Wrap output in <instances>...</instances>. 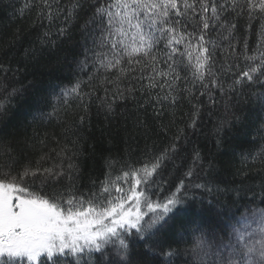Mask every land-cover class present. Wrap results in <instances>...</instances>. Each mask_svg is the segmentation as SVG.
Masks as SVG:
<instances>
[{"label":"snow or ice","instance_id":"6c2138e0","mask_svg":"<svg viewBox=\"0 0 264 264\" xmlns=\"http://www.w3.org/2000/svg\"><path fill=\"white\" fill-rule=\"evenodd\" d=\"M36 6L38 21L49 23L43 33L49 39H41V45L55 43L50 40L54 20L63 17L57 34L64 36L85 12L81 31L98 49L87 80L61 88L54 94L58 103L69 105L71 100L87 112L97 100L107 118L115 100L135 98L140 92L157 118L164 115L165 106L186 102L190 110L184 113L185 128L166 147L146 148L134 162L139 167L125 162L122 174H106L87 192L75 186L74 153L64 157L66 166L62 159L51 167L37 162L20 171L8 142L0 140V158H6L0 163V264H150L146 257L158 255L166 257L159 264H172L180 255L176 245L183 241L173 237L169 243L160 234L173 229L170 221L184 209L188 188L206 187L186 184V179L205 167L212 176L216 167L187 129H198L204 112L211 116L215 109L218 119L212 135L219 149L223 135L244 120L233 100L244 95L245 88L259 86L252 96L264 110V0H36ZM252 33L257 35L255 46L250 45ZM88 64L87 59L81 62V71ZM0 71L8 68L0 64ZM101 89L103 97L96 95ZM0 90H5L2 82ZM55 116V106L50 113H40L41 118ZM84 121L81 115L79 124ZM168 127L161 124V132L166 134ZM258 130H264V123ZM262 155L264 144L252 159ZM177 160L182 161L179 166ZM62 178L68 183L61 184ZM164 184L175 190L161 201L157 189ZM241 220L243 224L231 230L223 221L212 229L197 228L193 257L181 264H264V207L245 208Z\"/></svg>","mask_w":264,"mask_h":264},{"label":"trees","instance_id":"16d2710c","mask_svg":"<svg viewBox=\"0 0 264 264\" xmlns=\"http://www.w3.org/2000/svg\"><path fill=\"white\" fill-rule=\"evenodd\" d=\"M61 3L66 4L67 0H61ZM38 12L36 0H0V64L8 68L7 72L0 71V82L5 85V90H0L3 105L0 107V140L8 142L18 170L22 171L24 166L34 168L37 162L43 167H51L62 159L66 166L68 161L64 157L74 153L73 162L78 168L75 186L87 192L93 183L99 185L105 180L106 174L111 173L113 177L122 174L125 162L139 167L134 162L146 148L157 151L166 147L178 130L185 128L188 117L184 113L190 110L186 102L175 108L165 106L164 115L157 118L151 103H145L147 97L140 92L135 98L115 100L114 112L107 118L97 100L91 103L87 112L71 100L69 105L58 103L54 94L61 88L71 87L77 79L87 80L93 71V52L98 49L81 31L80 26L87 19L85 12L71 23L64 36L57 34L58 28L64 26L63 17L54 20L50 40L55 43L41 45V39H49L43 37V33L49 31V23L46 19L38 21ZM256 40L257 35L250 34V45L255 46ZM26 50L34 51L35 55H26ZM86 59L88 67L81 71L80 63ZM13 89H16L15 93L9 95ZM256 91L259 86H249L243 90L244 95L234 98L236 110L244 120L223 135L219 149L212 135L218 119L215 109L211 116L204 112L198 129H187L189 137L201 146L203 155L215 160L216 167L212 176L205 167L198 176L194 174L186 179V184L202 183L206 187L188 188L184 209L170 221L174 231L169 229L167 234H160V239L169 243L173 237L183 241L176 245L180 255L172 258V264L192 259V241L198 234L197 228L212 229L223 221L231 230L234 224L236 227L243 224L241 212L245 208L264 207V155L252 159L259 146L264 144V130H258L264 123V110L252 96ZM96 95L103 97V89ZM53 106L57 108V116L40 117L42 112H52ZM218 107L222 114L223 105ZM81 115L85 117L83 125L79 124ZM161 124L169 126L166 134L161 132ZM61 149L65 152L58 157ZM244 155H248L247 160ZM46 156L51 159H42ZM5 159L0 158V163ZM181 163L176 161L177 166ZM184 171L186 168L179 173L181 178H184ZM60 183L67 184V178H62ZM176 185L179 186L178 180ZM174 190L164 184L157 189L156 199L162 201ZM189 220L196 223H188ZM137 249L144 250L139 241ZM146 259L150 264H159V260L166 257L158 255Z\"/></svg>","mask_w":264,"mask_h":264}]
</instances>
